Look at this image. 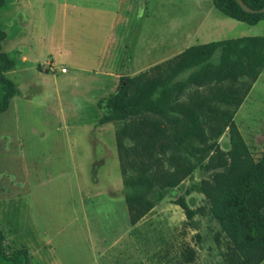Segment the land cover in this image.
I'll return each mask as SVG.
<instances>
[{"label":"rangeland","instance_id":"rangeland-1","mask_svg":"<svg viewBox=\"0 0 264 264\" xmlns=\"http://www.w3.org/2000/svg\"><path fill=\"white\" fill-rule=\"evenodd\" d=\"M28 1L33 6L31 14L22 0H5L0 8V29L6 35L1 51L16 65L4 75L17 88L8 109L0 114V219L20 230L28 220V206L31 219L42 220V228L52 237L61 262L68 264V260L77 259L71 264H85L90 254L75 252L84 245V234L80 236L79 228L76 233L75 226H71L74 195L70 192V174L76 162L81 166L92 161L96 164L87 174L95 178V188L121 185V244L112 254V264H228L232 259L227 252L228 240L201 193L202 172L198 167L140 221L128 224L115 138L122 123L97 125L102 114L97 101L116 89L121 70L123 75L128 74L146 10L147 38L150 33L159 45L150 58L168 54L174 57L194 38L201 15L208 11L207 0H135L136 12L127 23L115 19V7H105L107 2L102 9L100 2L90 7L91 0ZM217 19L224 22L222 30H241L225 16ZM245 25L249 30L244 36H264V21ZM212 61L218 62V54ZM61 68L67 72L61 73ZM76 68L120 72L107 74L90 90L81 81L84 73ZM225 89H207L204 94L211 96ZM2 93L0 86V98ZM218 107L230 109L222 104ZM233 120L250 158L258 161L264 151V75L252 86ZM139 130L153 134L146 125ZM65 141L77 143L73 148L76 162L59 144ZM217 142L224 148L227 134ZM157 143L147 146L151 153ZM178 199L191 209L190 219L176 205ZM96 202H86L92 230L96 227L95 212L100 221L108 220L107 204ZM100 228L107 232V238L116 235L110 228ZM1 231L8 236L5 227ZM4 247L8 253L19 250L9 242ZM43 262L46 260L36 255L30 264ZM0 264H22V259L9 262L0 257Z\"/></svg>","mask_w":264,"mask_h":264},{"label":"trees","instance_id":"trees-1","mask_svg":"<svg viewBox=\"0 0 264 264\" xmlns=\"http://www.w3.org/2000/svg\"><path fill=\"white\" fill-rule=\"evenodd\" d=\"M211 1L221 14L235 21L255 25L264 20V12H257L264 0H241L254 12L244 11L235 0ZM4 2L0 0V8ZM5 36L0 29V114L17 94L14 82L4 75L16 66L1 51ZM215 54L217 63L212 61ZM263 69L264 36L193 45L153 66L150 73L120 77L116 89L97 101L102 112L97 125L122 123L115 138L131 225L198 167L201 193L228 240L227 252L232 257L228 264L264 261V151L258 161L250 158L233 121ZM222 87L226 89L217 94H204L207 89ZM219 104L230 109H221ZM143 125L153 134L139 130ZM224 133L228 143L223 148L217 140ZM152 142L158 143L151 153L147 146ZM176 205L191 218L192 211L184 201L178 199ZM0 257L9 262L21 258L22 264L31 260L26 248L6 251L1 229Z\"/></svg>","mask_w":264,"mask_h":264},{"label":"crops","instance_id":"crops-1","mask_svg":"<svg viewBox=\"0 0 264 264\" xmlns=\"http://www.w3.org/2000/svg\"><path fill=\"white\" fill-rule=\"evenodd\" d=\"M93 3H91V6H99L100 8L104 9L105 7L113 6L115 7V19L121 18V20H125V23L128 22L129 17L133 16L135 14V0H91ZM101 3L97 5L98 3ZM107 2L106 6L104 5ZM207 5L208 11L201 15L200 20L198 21L197 28L194 34L195 40H190L187 42V44L181 48L178 54L186 50L188 47L193 46L194 43L196 45L199 44H205L209 42L214 41H220V40H227V39H234V38H241L244 35H246V32L249 29L247 27L243 26L242 22L238 21H230L233 20L231 18H228L230 24H232L233 27H241V30H230L225 31L222 30L224 27V22L218 20L217 18L219 16H224L221 14L213 5L211 0L204 1ZM23 6L26 7L27 11L30 12V14L33 12V6L31 2L28 0H22ZM105 6V7H104ZM124 12L126 15L125 17L119 15L120 12ZM143 18L144 24L142 33L139 35V40L137 42V45L135 46L134 51V58L132 61L131 68H129L128 74L123 75V71L121 70V76H128L133 77L135 75H138L140 73L146 72L149 68H152L155 65H158L162 62H165L171 58H173L170 54L163 56L161 58H155L152 60L150 58L151 53L157 50V47L159 46L154 39L152 41V36L149 33V37L147 38V31H148V22H149V12L146 10V14ZM132 18V17H131ZM226 20V19H225ZM264 21V20H262ZM261 22V21H259ZM258 22V23H259ZM257 23V24H258ZM245 24V23H244ZM255 24V25H257ZM255 25H249V26H255ZM247 26V24L245 25ZM245 29V30H244ZM244 37H253V36H244ZM173 53V52H170ZM177 54V55H178ZM105 64V62H103ZM64 69V68H61ZM101 68L95 72H91V70L83 69V68H76V71L83 72V82H85L86 88H90V90L93 88L94 85H99L103 80L102 78H107L109 73H119L120 70H115L113 72L105 70ZM61 71V70H60ZM67 71L65 70L66 73ZM91 72V73H90ZM62 73V72H61ZM131 73V74H129ZM77 74V73H76ZM91 74V75H90ZM78 75V74H77ZM76 76H74V80L76 79ZM264 75V69L257 78L256 82L259 81ZM79 76V75H78ZM80 77V76H79ZM99 77V78H98ZM119 77V78H120ZM101 78V79H100ZM81 79V78H80ZM102 80V81H101ZM101 81V82H100ZM109 80L107 79V82ZM256 82L252 85L254 86ZM252 88V87H251ZM251 90V89H250ZM249 90V92H250ZM248 92V94H249ZM248 94L244 98L242 104L239 106L237 110H240L244 106V102L248 99ZM236 110V111H237ZM60 112H62L60 110ZM236 113V112H235ZM234 119V117H233ZM99 120V119H98ZM234 121V120H233ZM68 127H65L67 129ZM87 130V129H86ZM59 144H62L61 146L67 149L70 155V159L75 161V156L73 153L74 145L77 143H73L71 141H65L61 142ZM117 151V149H116ZM118 157V155H117ZM76 162V161H75ZM91 163L84 162L83 164L78 165L76 162L74 165H72V172L70 174V179L73 181L71 184V194L74 195L73 202H74V208L72 210V216H71V223L72 227L75 226V232L79 233L80 236L84 238L83 246H80L76 248L75 252H78L80 254H87L90 258L88 261L85 262V264H112L111 261L113 259V253L116 250V247L121 244V185L120 183H112L113 188H111V184H108L105 189L95 188V178L92 176H88V170L91 167L93 169L94 165L96 163L90 161ZM92 191L94 193H92ZM96 193V194H95ZM94 194V195H93ZM8 196V195H7ZM97 199V204H107L108 211L106 213V216L108 217V220L100 221V217L95 212V219L94 227L92 230L90 223L87 219V201ZM126 206V205H125ZM27 221L25 223L21 224V229H17L16 226L10 227L9 223L7 221H4L0 219V229L2 227H5L8 236L4 233V244L6 245L8 242L13 245L12 248H26L31 260L36 255H41V258L45 259L46 262H43L44 264H66L61 262V260L56 256L55 254V245L53 243L52 237L42 228V220L39 219L38 221L36 218L31 219L29 210L30 208L27 206ZM127 211V208H126ZM128 217V214H127ZM87 224V225H85ZM130 226H133L129 223ZM77 226V228H76ZM104 229L110 228L112 231L116 233L115 236L107 238V232H102L101 228ZM42 229V230H41ZM77 258V257H76ZM30 260V261H31ZM76 260L77 259H71ZM71 260H68V264H71Z\"/></svg>","mask_w":264,"mask_h":264},{"label":"water","instance_id":"water-1","mask_svg":"<svg viewBox=\"0 0 264 264\" xmlns=\"http://www.w3.org/2000/svg\"><path fill=\"white\" fill-rule=\"evenodd\" d=\"M235 2L241 7V9H243L244 11L246 12H254L253 10L249 9L248 7H246L242 2L241 0H235ZM257 12L259 13H263L264 12V6L259 9Z\"/></svg>","mask_w":264,"mask_h":264},{"label":"built area","instance_id":"built-area-1","mask_svg":"<svg viewBox=\"0 0 264 264\" xmlns=\"http://www.w3.org/2000/svg\"><path fill=\"white\" fill-rule=\"evenodd\" d=\"M61 72H62V73L65 72V69H61Z\"/></svg>","mask_w":264,"mask_h":264}]
</instances>
